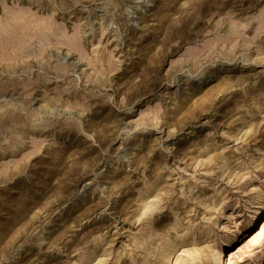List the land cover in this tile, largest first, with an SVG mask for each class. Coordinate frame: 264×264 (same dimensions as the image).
Returning <instances> with one entry per match:
<instances>
[{"label":"rangeland","instance_id":"374dc122","mask_svg":"<svg viewBox=\"0 0 264 264\" xmlns=\"http://www.w3.org/2000/svg\"><path fill=\"white\" fill-rule=\"evenodd\" d=\"M0 264H264V0H0Z\"/></svg>","mask_w":264,"mask_h":264},{"label":"bare ground","instance_id":"6f19581e","mask_svg":"<svg viewBox=\"0 0 264 264\" xmlns=\"http://www.w3.org/2000/svg\"><path fill=\"white\" fill-rule=\"evenodd\" d=\"M73 64V63H72Z\"/></svg>","mask_w":264,"mask_h":264}]
</instances>
